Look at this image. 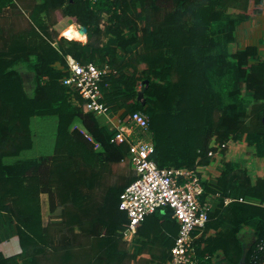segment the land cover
Segmentation results:
<instances>
[{
    "label": "trees",
    "instance_id": "16d2710c",
    "mask_svg": "<svg viewBox=\"0 0 264 264\" xmlns=\"http://www.w3.org/2000/svg\"><path fill=\"white\" fill-rule=\"evenodd\" d=\"M263 11L258 0H0V245L17 238L20 248L9 256L0 250V264H128L149 244L163 250L155 261L170 264L179 231L171 208L137 228L140 250L123 239L120 196L136 176L115 180L114 166L129 161V145L112 143L117 131L106 119L78 95L75 103L62 83L68 56L110 66L102 103L110 117L148 119L134 133L154 144L159 168L199 172L201 200L212 206L202 229H220L204 241L200 229L199 263L209 264L205 245L231 264H260L264 210L254 218L234 204L247 211L243 220L225 202L264 206V176L248 166L251 157L264 165V60L254 47L239 50L236 37L241 23ZM13 18L27 25L17 29ZM63 20L86 28L87 41L61 36L73 24L59 28ZM19 65L33 76L31 95ZM141 86L145 105L137 100ZM46 118L56 120L54 145L27 157L36 146L34 120ZM219 165L212 182L204 170ZM43 195L58 221H44ZM245 228L254 237L248 250ZM142 229H150L146 239ZM74 232L90 239H66Z\"/></svg>",
    "mask_w": 264,
    "mask_h": 264
},
{
    "label": "built area",
    "instance_id": "2783aa9c",
    "mask_svg": "<svg viewBox=\"0 0 264 264\" xmlns=\"http://www.w3.org/2000/svg\"><path fill=\"white\" fill-rule=\"evenodd\" d=\"M68 75L62 83L84 101L86 110L106 119L115 129L112 143L129 145V162L136 180L120 196L119 209L126 213L128 223L124 237L135 235L145 219L164 208H171L173 219L179 226L175 245L171 249L170 264H200L196 258L195 232L209 222L212 206L202 202L204 187L196 169L159 168L153 160L155 147L152 142L138 139L134 128H148V119L135 113L122 120L119 115L110 117L109 107L102 103L100 83L111 73L109 65L98 67L93 63L80 64L71 56L67 57ZM132 125H131V124ZM209 156H213L210 152ZM264 250V245L260 246ZM260 264H264V258Z\"/></svg>",
    "mask_w": 264,
    "mask_h": 264
},
{
    "label": "crops",
    "instance_id": "0c3cea01",
    "mask_svg": "<svg viewBox=\"0 0 264 264\" xmlns=\"http://www.w3.org/2000/svg\"><path fill=\"white\" fill-rule=\"evenodd\" d=\"M255 1L256 0H252V2H255ZM258 2H261L262 6L264 7V0H258ZM236 37H237V46L239 50H244L249 47H254L257 49L260 57L264 60V11L251 16V18H249L247 21L241 23L237 29ZM86 41H81V42H86ZM237 156H239V158H245L243 157V154L242 155L236 154V155H233L232 157L235 159L237 158ZM125 163L126 162H123L122 164H118L116 166H124ZM127 164L130 165L129 161L127 162ZM116 166H114V170H116L115 169ZM248 166L253 176H264V165L261 161H258L257 158H253V157L249 158ZM222 169H223V166L219 165L216 167H207L204 170V172H205V175L212 182H214L220 176ZM225 204L227 207H232V210L235 212V215H237V217L243 220L248 218L246 215L247 211L245 210V208L247 207H249L248 209H249L250 215L253 216L254 218H256L258 215H262L263 212H259V211L264 210V206L247 204L243 201L236 202V200H227ZM234 204H238L239 206H245V208L237 207ZM42 211H43V219L46 223H48L49 221L51 222L58 221V219H55V217H51L49 214L50 213L49 203H48V197L46 195L42 196ZM45 211H48L47 216H45ZM158 229L159 228H156V230ZM149 230L150 229L148 230L142 229L143 231L142 234L145 235L147 232H149ZM202 230L203 231L205 230L203 241L207 240L209 237L215 238L216 235L220 231V229L218 230L215 228H208V229H202ZM203 231L199 229L195 232L194 242L201 240L199 238L203 234ZM147 236L148 235H145L144 239H146ZM240 237H241V240H243L244 242L245 249L248 250L254 241L252 229L250 228L243 229L240 234ZM66 239H78L79 241H77V243L79 242L84 243V241L80 239H90V238H87L85 235L83 236V235L78 234L77 232H74L72 234H68ZM123 239L127 243L129 250L131 252H133L136 249H139V250L141 249V245L135 246V244H137V241L136 243H134L135 239H137L136 234L128 235L127 237L123 236ZM203 248L205 249V254L208 257L206 259L209 264H231L223 252L221 251L210 252L209 250L207 251V248L205 245L203 246ZM0 250L3 251L4 254L7 256L19 253L20 248H19V243H18L17 238H11V240L2 243L0 245ZM162 251L163 250L161 249V246L159 244H155V245L149 244V246L145 248V251L143 252V254H141V256H139L136 261H133L128 264H160L158 263V261H155L154 258H159L162 255L161 254Z\"/></svg>",
    "mask_w": 264,
    "mask_h": 264
},
{
    "label": "rangeland",
    "instance_id": "374dc122",
    "mask_svg": "<svg viewBox=\"0 0 264 264\" xmlns=\"http://www.w3.org/2000/svg\"><path fill=\"white\" fill-rule=\"evenodd\" d=\"M13 22V24L16 26L15 28L19 29L22 27H25L27 25V22L25 19L23 18H13L11 19V23ZM73 23L72 20H69V22H66L65 20H63L62 22H60V24L58 25L59 28L65 26L66 24H71ZM75 27L81 28L80 26L76 25V24H72ZM61 36H63V33L61 34ZM66 37V36H64ZM67 38V37H66ZM72 40V39H70ZM87 40V39H86ZM78 41V40H77ZM16 69L18 71H21L23 77H24V81L26 84V89L29 95L32 94L33 92V88L34 86L32 85V74H30L28 72V70H26L25 67L22 66H17ZM35 121V128L36 131L35 133V141H36V146L32 151H29L27 153H25V155H27V157L29 156H40L37 154H49L45 153L44 151L46 150V147L48 148V150L52 149V146L54 145V140H55V131H56V120L54 118H46L45 120L42 119H36ZM33 126H34V122H33ZM112 127V126H111ZM39 133V134H37ZM45 146V149L43 151H41V148ZM239 157V156H237ZM128 162V161H127ZM127 162L124 164V166H116V170H115V180L118 179V181H120V179L122 177L127 176L132 170L131 166L129 164H127ZM48 215V211H45V216Z\"/></svg>",
    "mask_w": 264,
    "mask_h": 264
},
{
    "label": "bare ground",
    "instance_id": "6f19581e",
    "mask_svg": "<svg viewBox=\"0 0 264 264\" xmlns=\"http://www.w3.org/2000/svg\"><path fill=\"white\" fill-rule=\"evenodd\" d=\"M63 36H66L68 39H73V40H78V41H86L87 36L84 33L81 28L72 26L69 29H67L64 33Z\"/></svg>",
    "mask_w": 264,
    "mask_h": 264
},
{
    "label": "water",
    "instance_id": "95a60500",
    "mask_svg": "<svg viewBox=\"0 0 264 264\" xmlns=\"http://www.w3.org/2000/svg\"><path fill=\"white\" fill-rule=\"evenodd\" d=\"M81 30H83L84 33L87 35V29L86 28L81 27ZM145 83L147 84L148 82L146 81ZM145 91H146V87L145 86H141V88L139 89L138 98H137V100L139 102H142L143 105H145V100H144Z\"/></svg>",
    "mask_w": 264,
    "mask_h": 264
}]
</instances>
